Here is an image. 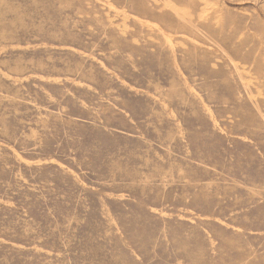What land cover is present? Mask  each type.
I'll return each mask as SVG.
<instances>
[{
	"label": "rangeland",
	"instance_id": "1",
	"mask_svg": "<svg viewBox=\"0 0 264 264\" xmlns=\"http://www.w3.org/2000/svg\"><path fill=\"white\" fill-rule=\"evenodd\" d=\"M0 264H264V0H0Z\"/></svg>",
	"mask_w": 264,
	"mask_h": 264
},
{
	"label": "bare ground",
	"instance_id": "2",
	"mask_svg": "<svg viewBox=\"0 0 264 264\" xmlns=\"http://www.w3.org/2000/svg\"><path fill=\"white\" fill-rule=\"evenodd\" d=\"M179 15V14H178Z\"/></svg>",
	"mask_w": 264,
	"mask_h": 264
}]
</instances>
